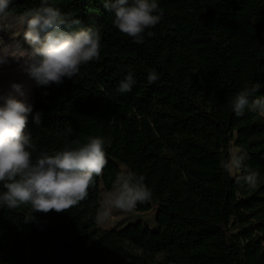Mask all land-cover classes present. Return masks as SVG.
Returning <instances> with one entry per match:
<instances>
[{"label": "trees", "instance_id": "trees-1", "mask_svg": "<svg viewBox=\"0 0 264 264\" xmlns=\"http://www.w3.org/2000/svg\"><path fill=\"white\" fill-rule=\"evenodd\" d=\"M54 3L97 28L102 49L47 96L33 84L43 114L26 126L33 157L105 138L106 155L144 178L159 228L101 229L100 175L78 205L36 222H25L29 206L0 209V264H264V115L230 105L257 82L264 94V0H158L163 16L143 43L113 25L104 0ZM38 5L16 0L10 13ZM129 72L137 83L120 93ZM232 147L243 157L235 177Z\"/></svg>", "mask_w": 264, "mask_h": 264}, {"label": "clouds", "instance_id": "clouds-1", "mask_svg": "<svg viewBox=\"0 0 264 264\" xmlns=\"http://www.w3.org/2000/svg\"><path fill=\"white\" fill-rule=\"evenodd\" d=\"M15 2L0 0V22L9 18ZM104 7L114 14L113 25L137 43H143L146 30L157 25L163 16L158 0H104ZM19 21V36L9 40L12 55L0 59V64L14 60L20 71L43 89L44 96L53 84L76 80L83 65L100 58L99 30L78 27L81 20L67 17L54 0H39V5L26 9ZM3 31L15 29L0 23V32ZM158 79L155 69L147 75L149 84ZM136 83L134 73L129 72L119 81L118 91L129 93ZM261 87L257 82L234 94L230 105L236 116H242L246 110L264 115V94L256 95ZM33 110L23 83L12 80L7 93H0V209L29 206L32 214L25 222H36V213H62L78 205L107 163V141L101 136H90L76 148L42 152L33 157V137L26 126L30 116L34 124L41 125L43 115ZM71 132L69 127L66 133ZM242 160L238 157L233 163L238 166ZM247 180L254 184L255 176L250 175ZM150 198L144 178L131 173L123 176L108 196L110 205L117 209H130ZM110 214V210L103 212L105 217ZM40 228L43 230L44 225Z\"/></svg>", "mask_w": 264, "mask_h": 264}, {"label": "rangeland", "instance_id": "rangeland-1", "mask_svg": "<svg viewBox=\"0 0 264 264\" xmlns=\"http://www.w3.org/2000/svg\"><path fill=\"white\" fill-rule=\"evenodd\" d=\"M21 14H9V18L0 22L9 29H15L13 32H0V59L5 56L11 57L12 47L9 40L19 36L21 25L19 17ZM19 39H23L22 36ZM27 47V45H25ZM15 80L25 85L27 98L32 102L33 84L26 74L20 71L17 63L9 59L0 64V93H7L8 84ZM238 152L237 147H232V158L230 161V170L233 177L239 173L238 166L233 163ZM106 165L101 173V211L99 213L98 224L101 229H139L155 231L159 228V208L149 200L138 202L135 207L130 209H117L109 203V193L112 192L120 179L130 173L129 169L114 158L106 155ZM110 210V215L103 216V212Z\"/></svg>", "mask_w": 264, "mask_h": 264}]
</instances>
